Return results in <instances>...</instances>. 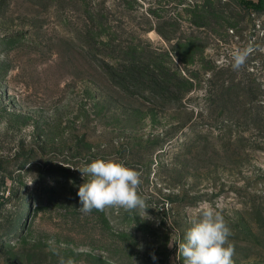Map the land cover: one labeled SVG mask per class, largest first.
Instances as JSON below:
<instances>
[{"label":"rangeland","instance_id":"374dc122","mask_svg":"<svg viewBox=\"0 0 264 264\" xmlns=\"http://www.w3.org/2000/svg\"><path fill=\"white\" fill-rule=\"evenodd\" d=\"M97 159L146 211L79 209ZM208 209L264 264V0H0V264H184Z\"/></svg>","mask_w":264,"mask_h":264},{"label":"clouds","instance_id":"9594fccd","mask_svg":"<svg viewBox=\"0 0 264 264\" xmlns=\"http://www.w3.org/2000/svg\"><path fill=\"white\" fill-rule=\"evenodd\" d=\"M248 49L233 53V68L243 65ZM90 179L79 187V196L85 213L120 207L126 210L146 211V201L137 193L140 174L114 159H97L78 169ZM231 230L223 217L211 209L205 210L198 222L184 233L178 243V253L184 264H233L234 247L229 241ZM153 260H156L153 255Z\"/></svg>","mask_w":264,"mask_h":264},{"label":"trees","instance_id":"16d2710c","mask_svg":"<svg viewBox=\"0 0 264 264\" xmlns=\"http://www.w3.org/2000/svg\"><path fill=\"white\" fill-rule=\"evenodd\" d=\"M249 4H252V3H249ZM253 5H254L255 7H258V4H257V5H256V4H252V6H253Z\"/></svg>","mask_w":264,"mask_h":264}]
</instances>
